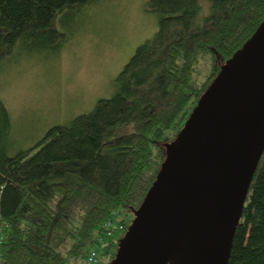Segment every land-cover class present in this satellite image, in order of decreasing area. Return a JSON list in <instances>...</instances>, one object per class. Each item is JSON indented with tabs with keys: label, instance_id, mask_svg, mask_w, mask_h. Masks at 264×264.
<instances>
[{
	"label": "trees",
	"instance_id": "trees-1",
	"mask_svg": "<svg viewBox=\"0 0 264 264\" xmlns=\"http://www.w3.org/2000/svg\"><path fill=\"white\" fill-rule=\"evenodd\" d=\"M94 0H0V67L50 54ZM157 29L88 112L8 154L0 100V264H107L172 141L225 61L264 19V0H148ZM37 53V54H36ZM226 264H264V151Z\"/></svg>",
	"mask_w": 264,
	"mask_h": 264
},
{
	"label": "water",
	"instance_id": "water-1",
	"mask_svg": "<svg viewBox=\"0 0 264 264\" xmlns=\"http://www.w3.org/2000/svg\"><path fill=\"white\" fill-rule=\"evenodd\" d=\"M164 149L107 264H226L264 151V19Z\"/></svg>",
	"mask_w": 264,
	"mask_h": 264
},
{
	"label": "rangeland",
	"instance_id": "rangeland-1",
	"mask_svg": "<svg viewBox=\"0 0 264 264\" xmlns=\"http://www.w3.org/2000/svg\"><path fill=\"white\" fill-rule=\"evenodd\" d=\"M148 0H94L70 21L68 39L50 54L6 58L0 100L10 128L8 154L34 145L53 125L65 124L110 96L114 79L136 47L157 29Z\"/></svg>",
	"mask_w": 264,
	"mask_h": 264
},
{
	"label": "built area",
	"instance_id": "built-area-1",
	"mask_svg": "<svg viewBox=\"0 0 264 264\" xmlns=\"http://www.w3.org/2000/svg\"><path fill=\"white\" fill-rule=\"evenodd\" d=\"M0 240H1V236H0ZM97 255L98 252L96 248L90 250V252L86 256L82 264H95L97 262Z\"/></svg>",
	"mask_w": 264,
	"mask_h": 264
}]
</instances>
